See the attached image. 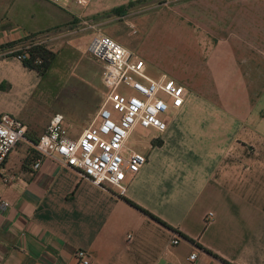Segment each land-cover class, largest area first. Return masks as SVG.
Here are the masks:
<instances>
[{"label": "crops", "instance_id": "crops-1", "mask_svg": "<svg viewBox=\"0 0 264 264\" xmlns=\"http://www.w3.org/2000/svg\"><path fill=\"white\" fill-rule=\"evenodd\" d=\"M139 1L149 2L144 12H126ZM79 23L83 36L94 29L130 53L140 47L136 29L173 42L166 57H139L149 77L188 91L163 133H130L127 146L147 161L125 179L122 197L51 160L31 168L52 115L75 139L96 109L85 86L70 112L29 109L47 87L54 30L68 42L61 46L83 50L73 41ZM28 37L48 44L54 59L39 76L0 52V114L25 127L0 173V264H77L76 249L90 264H264V0H0V45Z\"/></svg>", "mask_w": 264, "mask_h": 264}, {"label": "built area", "instance_id": "built-area-1", "mask_svg": "<svg viewBox=\"0 0 264 264\" xmlns=\"http://www.w3.org/2000/svg\"><path fill=\"white\" fill-rule=\"evenodd\" d=\"M84 6L87 0H73ZM84 51L101 69V100L86 126L75 138H70L63 127L62 117L52 115L44 131L34 143L37 158L31 168L37 171L44 160L74 169L81 178L98 188L122 197L126 191L125 179H132L147 159L127 146V139L135 128L163 133L167 117L180 109L188 91L182 85L160 75L153 79L145 73L143 61L111 38L96 30ZM15 59L27 57L30 44L27 39ZM39 43V42H38ZM25 127L16 118L0 114V173L9 154L18 142L25 140ZM6 204L0 201V208ZM212 217L205 215L204 221ZM130 235H126L129 239ZM173 236L171 245L178 242ZM73 258L77 264H90L87 251L76 249ZM195 254L188 256L193 261Z\"/></svg>", "mask_w": 264, "mask_h": 264}, {"label": "rangeland", "instance_id": "rangeland-1", "mask_svg": "<svg viewBox=\"0 0 264 264\" xmlns=\"http://www.w3.org/2000/svg\"><path fill=\"white\" fill-rule=\"evenodd\" d=\"M148 1H139L134 4V9L126 11L127 13H133L132 15H138L145 11L148 6ZM122 14L124 11H119ZM73 31L75 32L74 45H79L88 43L91 38L83 36L85 32L83 31V24L79 23L73 26ZM83 33V34H82ZM54 40L50 44L41 43L37 40L39 38L33 37L36 42L42 45H48L50 49H53L56 53V58L52 64L49 76L45 79L46 90L39 92L36 96H33L30 103V111L36 113V115L51 114L54 112H70L73 103L76 102L75 98L77 96L76 88L81 91L85 86L92 90L93 99L95 102V108L98 106L101 100L102 86L100 83V66L92 59H90L84 49L83 50H71L67 47L61 46L63 43L68 44V42H61L63 38L61 29L54 30ZM86 37V38H85ZM136 39L140 42V47L133 52L138 58H140V52L142 50H151L154 54L158 56L166 57L167 54H172L170 49L174 48V43L168 40H164L162 37L158 36H148L142 31L136 29ZM31 38V37H30ZM31 38V39H33ZM29 40V37L27 38ZM26 38L21 43L13 45V49H19L25 46L28 42ZM73 44V43H72ZM2 46V45H0ZM2 52V51H0ZM140 56V57H139ZM148 73L149 70H148ZM73 113L78 114V110ZM90 119V118H89ZM73 128V127H72ZM133 136L130 138L132 139Z\"/></svg>", "mask_w": 264, "mask_h": 264}, {"label": "trees", "instance_id": "trees-1", "mask_svg": "<svg viewBox=\"0 0 264 264\" xmlns=\"http://www.w3.org/2000/svg\"><path fill=\"white\" fill-rule=\"evenodd\" d=\"M137 3V2H136ZM135 4V3H134ZM120 10H113L112 12L114 14H119ZM21 43L15 42V43H8L5 45L0 46V51L4 52L5 54H8L10 56H15L20 54V51H15L12 47L13 45ZM28 44V43H27ZM27 57L20 60L23 67L27 68L28 70H32L37 73L39 76H43L50 68V65L54 59V54L51 53L49 50H47L44 45L40 43L30 44L28 49L26 50ZM126 203L139 211L142 215L150 219L151 221L155 222L156 224L169 229L164 223H162L160 220L155 218L153 215L149 214L148 212L144 211L143 209L137 207L136 205L126 201ZM227 264V263H225Z\"/></svg>", "mask_w": 264, "mask_h": 264}]
</instances>
